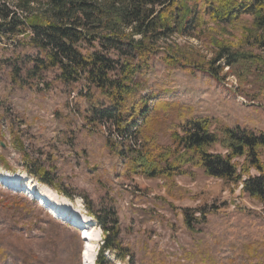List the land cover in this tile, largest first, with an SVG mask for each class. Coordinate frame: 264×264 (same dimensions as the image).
<instances>
[{
    "label": "rangeland",
    "instance_id": "374dc122",
    "mask_svg": "<svg viewBox=\"0 0 264 264\" xmlns=\"http://www.w3.org/2000/svg\"><path fill=\"white\" fill-rule=\"evenodd\" d=\"M52 1L0 0V6L6 4L22 20L49 15ZM252 22L249 15L232 24L209 21L194 37L171 40L209 58L216 41L240 45ZM30 36L27 31L0 38V174L31 179L68 199L79 211L76 217L94 219L88 226L95 228L100 246L97 215L109 226L116 220L118 249L105 251L107 264H264L263 202L244 193L242 185L192 165L170 176L135 172L128 165L133 144L121 140L110 123L88 121L100 92L90 91L84 78L62 81L58 67L35 72L33 58L40 51ZM163 58V52L152 56L144 76L143 93L155 96L151 107L155 100L177 102L195 116L212 118L217 128L264 130L263 75L246 77L242 67L223 66L214 77L170 66ZM167 115L164 132L158 133L163 146L171 145L166 128L176 116ZM43 172L52 185L39 179ZM9 183L0 178V264H83L80 232L54 219L37 194L32 197L38 202L22 194L21 184Z\"/></svg>",
    "mask_w": 264,
    "mask_h": 264
},
{
    "label": "trees",
    "instance_id": "16d2710c",
    "mask_svg": "<svg viewBox=\"0 0 264 264\" xmlns=\"http://www.w3.org/2000/svg\"><path fill=\"white\" fill-rule=\"evenodd\" d=\"M50 9L47 16L20 20L1 5L0 38L30 31V44L40 51L33 58L35 72L58 67L62 81L84 78L90 91L96 88L102 97L91 101L88 121L110 123L121 140L133 144L131 169L153 178L186 173V165L200 167L210 177L242 185L244 193L264 203V130L217 128L212 118L195 116L177 102L155 100L151 107L155 96L143 93L150 58L160 52L168 65L188 72L219 77L223 66L242 67L246 77L263 75L264 84V0H53ZM246 15L253 22L242 43L216 41L209 58L171 40L194 37L209 21L232 24ZM172 113L166 128L171 145L163 146L158 133ZM44 175L39 179L52 185ZM97 220L104 238L96 264H107L105 251L118 249L117 222L109 226L100 215Z\"/></svg>",
    "mask_w": 264,
    "mask_h": 264
},
{
    "label": "bare ground",
    "instance_id": "6f19581e",
    "mask_svg": "<svg viewBox=\"0 0 264 264\" xmlns=\"http://www.w3.org/2000/svg\"><path fill=\"white\" fill-rule=\"evenodd\" d=\"M5 177L6 179L9 180L10 183H17V185H13V186H19L18 184H21V187L25 188V191L28 193L27 196L32 197L34 194H37L42 203L44 205H42V207H44L45 205L48 206L49 210L46 208L47 212L52 216V217H58V219L61 218H65V219H71L74 221H79V223L81 222L84 225H89L92 221H94V219L91 216H87V215H83L81 217H76V213L78 214V212H76L70 205V201L68 199H66V201L64 200H60L58 198V195L53 192L50 188H46V187H39L36 185V183L34 181H32L31 179H28V181H21L20 180V175H11V174H0V178ZM25 192V193H26ZM33 194V195H32ZM39 201V200H38ZM83 225V227H84ZM86 226V227H87ZM84 229V232L86 235H84V239L88 240L90 237L92 239L91 243H88V246L84 249V259H83V264H93V259H94V247L98 244V235L96 234V230L95 228L93 229L92 226L90 227V229L87 227ZM83 238V237H82Z\"/></svg>",
    "mask_w": 264,
    "mask_h": 264
},
{
    "label": "built area",
    "instance_id": "2783aa9c",
    "mask_svg": "<svg viewBox=\"0 0 264 264\" xmlns=\"http://www.w3.org/2000/svg\"><path fill=\"white\" fill-rule=\"evenodd\" d=\"M84 229H85V227H83V226H82L81 228H79V232H80L82 235H86L85 232H84ZM84 237H85V236H83L82 240L86 242L87 240L84 239Z\"/></svg>",
    "mask_w": 264,
    "mask_h": 264
},
{
    "label": "water",
    "instance_id": "95a60500",
    "mask_svg": "<svg viewBox=\"0 0 264 264\" xmlns=\"http://www.w3.org/2000/svg\"><path fill=\"white\" fill-rule=\"evenodd\" d=\"M38 197V196H37Z\"/></svg>",
    "mask_w": 264,
    "mask_h": 264
}]
</instances>
